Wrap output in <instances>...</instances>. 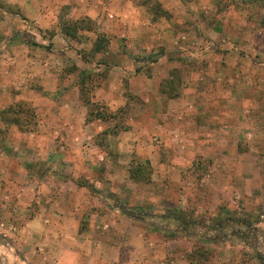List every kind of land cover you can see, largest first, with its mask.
<instances>
[{
  "label": "rangeland",
  "instance_id": "rangeland-1",
  "mask_svg": "<svg viewBox=\"0 0 264 264\" xmlns=\"http://www.w3.org/2000/svg\"><path fill=\"white\" fill-rule=\"evenodd\" d=\"M78 1L82 2L48 0V3H37L39 7L48 8V28H41L30 19L27 21L33 30L19 34L21 29H28L26 22L18 21V17L12 18V15L19 14V7L16 3L1 0L0 31L2 28L7 31V36L12 37L9 33L13 29L18 40H29L28 44L38 57L47 52L48 59L60 58L65 69L74 67L68 64V60L74 58L95 64L114 63L125 57L157 62L156 74L159 76L164 68L167 73L159 76L152 93L155 95L150 101L159 102L161 111L168 103L173 107H184L177 114H155L156 118H153L165 123L163 128L151 131L149 128L153 126L148 125L147 115L138 114L140 105L148 102L138 94L124 91L125 103L114 109L104 101L91 105L90 115L96 111L108 125L105 132L97 133L96 140L106 143L109 160H118L120 173L128 175L127 180L119 177L116 183L119 187L131 188L134 193L129 204L109 192H104L105 196L130 214L134 221L142 222L140 230L144 236L152 237L150 241L157 237L160 244L150 245L151 249L155 246L165 254V249L172 250V258L191 261L192 264H264V141L260 138L264 137V9L258 4L234 0H97L96 3L102 6L99 9L104 20L123 16L128 21L132 19L133 23L136 21L133 25L122 20L115 22L111 31L120 34L119 42L115 43L109 29L108 32L101 30L107 23L100 24L89 17L90 20H86L84 17L87 16L72 14L71 8L79 7ZM110 12L113 16L108 15ZM62 22L68 23L71 30L76 29L74 36L63 34ZM91 22L94 31L78 28V23L86 25ZM98 33L107 38L106 49L93 53L92 42ZM121 33H131L129 41L127 35L121 36ZM131 40L134 48H128ZM138 41L143 45L139 46ZM163 59L167 60V65L160 63ZM139 65L131 66L136 73L146 63ZM98 68L94 72L89 69L82 72L87 92L108 74L106 65ZM88 95L83 94L84 100ZM14 105L23 111L19 118L25 126L20 130L37 132L41 116L35 107L26 100L16 101ZM0 124H4L1 117ZM10 125L4 124L5 128ZM144 126L148 130L144 128L141 132ZM2 129L0 126V135ZM123 131L131 133L125 139L129 143L128 150L118 143L124 138L117 140V134ZM140 133L152 140V152H157L163 166L150 162ZM183 137L188 148L178 144V138ZM220 141L222 144H217ZM210 143L215 144L206 146ZM5 150L9 154L13 151ZM219 161L225 180L212 183L210 177L216 173ZM137 163L146 169L141 179L134 181L129 177V169ZM11 164L17 169L16 163ZM171 165L180 170L181 179L172 177ZM44 166H40L41 171ZM47 170L48 167L45 172ZM161 172L167 176L161 188L170 199L180 191L199 190L205 195L203 199L194 200L195 203L191 199L189 204L185 203L186 209L181 210L179 220L157 219V216L165 218L170 213L165 210L155 213L138 196L143 190L159 185L156 177ZM4 181L8 202L0 197V264L93 263L86 262L82 255L77 258L76 253L65 259L52 257L48 252V239H40L36 233L30 237L18 226L4 224L6 207L14 213V221L18 223H22L24 215L32 213L30 210L24 214L19 206H14L19 183L11 179ZM216 186L226 190L221 198L210 196L211 189ZM3 201L5 208L1 206ZM33 201L37 203V200ZM35 202L32 203L36 205ZM84 229L86 227L80 225L78 232Z\"/></svg>",
  "mask_w": 264,
  "mask_h": 264
},
{
  "label": "crops",
  "instance_id": "crops-1",
  "mask_svg": "<svg viewBox=\"0 0 264 264\" xmlns=\"http://www.w3.org/2000/svg\"><path fill=\"white\" fill-rule=\"evenodd\" d=\"M2 1L8 4L16 3L19 7V14L12 15V18L18 17V21L26 22L28 27V29H21L19 34L33 30L27 21L30 19L39 24V27L48 28V15H46L48 8L37 5L42 1L48 3V0ZM81 1L77 2L79 7L71 8L72 14L87 16L100 24L107 23L105 29L102 25L101 30L109 31L115 43L119 42L120 36L111 31L114 30L115 22L122 20L129 22L130 25L136 23V21L133 23L132 19L128 21L123 16L121 19L109 17L104 20L99 9L102 6L96 3L97 0ZM71 2L72 0H67V3ZM101 5L104 6V4ZM1 12L6 13L3 10ZM108 15L113 16V13L110 12ZM7 34V31L1 28L0 109L16 101L26 100L35 107L36 112L42 118L38 120L39 130L35 133L22 131L13 123L6 128L4 124H0L3 128V134L0 135V197L7 201V191L2 181L11 179L19 183L16 193L18 200L16 199L14 206H19L22 210L20 212L32 211L31 214L24 215L22 223H18L14 221V213L3 204L5 203L3 201L1 206L7 208L4 214L6 220L3 223L18 226L30 237L36 233L40 239H48V252L57 259L60 257L65 259L76 253L77 258L81 255L85 256V261H93L92 264H191L186 260L172 258L170 256L172 250L165 249L169 251L166 254L164 250L159 251L155 247L160 244L157 237L150 241L152 237L150 236L149 240L150 237L144 236L140 230L142 222L134 221L131 216L122 213L109 197L105 196L104 192H109L122 199L125 204H129L133 201L134 193L131 188L127 189V187L117 185L119 177L125 180L128 175L120 173L121 165L116 163L118 160H109L108 152L105 150L106 143L96 140L97 133L101 130L105 131L108 125L97 115L96 111L95 114L90 115L91 105L93 106L96 102L104 101L112 109L124 104V91H127L138 94L144 102H148L147 105H140V113H138L147 115L148 125L154 127L148 128L151 131L163 128L165 121H157L155 114H177L184 108L183 106L173 107L168 103L161 111L162 106L158 104L159 102L150 101L155 95L152 93H154L156 83L160 80L159 76H165L167 68L160 70L158 76L156 73L159 63H148L144 59L135 61L125 57L118 62L115 60L114 63L108 62L107 64H95L74 58L72 61L68 60V64L74 67L65 69L60 63V58L48 59L47 52L38 57L37 52L28 44L29 40H18L19 36L14 35L13 29L9 33L12 37ZM123 34L127 35L129 41V36L132 34L121 33V36ZM60 37L65 40L63 35ZM132 42L134 41L131 40L128 48L135 47ZM33 45L35 46V43ZM142 45L139 42V46ZM161 62L167 65L166 59ZM138 63L139 66L144 63L146 65L136 73L131 66ZM100 65L108 67V74L102 82L97 83L92 90L87 92L85 82L81 81V74L83 70L89 69L92 72L99 70ZM92 66L95 69H92ZM85 93L89 94L87 100L83 98ZM88 115H90L89 118ZM142 128L141 132H144L145 126ZM130 134V131L117 134V140L124 138L118 143L126 150H128L129 143L125 139L129 138ZM140 134L142 145L150 162L158 167L163 166L157 152H152V140L144 133ZM260 138L264 141V137L260 136ZM178 139L180 141L178 144L182 143L188 148L185 137ZM213 144L215 143L206 144V146ZM217 144H222V141ZM5 148L13 151L9 154ZM221 153L220 156L223 155ZM149 154H152V157ZM12 162L17 164V169L11 166ZM42 164L46 168L44 166L41 171ZM99 166H104V168L101 169ZM47 167L48 170L45 172ZM169 167L174 171L172 177L177 176L181 179L180 170L175 165ZM224 175L223 166L219 161L216 173L211 174V182H224ZM165 177H167L166 173L161 172L156 177L159 185L157 183L156 187L147 188L140 194L138 193L140 200H144L143 203L154 209L155 213L163 210L164 212L183 210L186 209L184 204H189L190 199L195 203L194 200L205 197L204 193L199 190L182 191V193L179 190L180 192L174 193L173 199H170L169 195H164L161 188ZM222 186L211 189V198H221L226 193ZM34 199L37 203L33 201ZM7 204L9 206V203ZM157 219L166 220L168 218L160 215ZM80 225L86 229L79 233ZM154 229L159 231L158 228ZM74 243L77 245L74 246ZM150 245L155 246L151 249ZM62 253L65 254L61 255Z\"/></svg>",
  "mask_w": 264,
  "mask_h": 264
},
{
  "label": "trees",
  "instance_id": "trees-1",
  "mask_svg": "<svg viewBox=\"0 0 264 264\" xmlns=\"http://www.w3.org/2000/svg\"><path fill=\"white\" fill-rule=\"evenodd\" d=\"M229 1H232V0H229ZM234 1L235 2H242V3H246V4H258L261 8L264 9V0H234ZM84 18L86 20H90L88 17H84ZM82 22H84V20ZM77 25H79L78 28H85L87 31H94L95 30L93 23L92 24H86V25L78 23ZM61 27H62L63 34H65V35L69 34V35H72V36L75 35L74 34V31L76 29L74 30L72 28V30H71L69 28L68 23L62 22ZM106 40H107V38L104 35H101L100 33L96 34V37H95L94 41L92 42V47H91L92 48V52L93 53H95V52H101L104 49H106V45H104V44H106ZM83 75H84V73L81 74V76H82L81 77V81H84ZM13 104L14 103L9 104L8 106L0 109L1 121H2V123L6 124V125L12 124V123L13 124H16L19 127V129H21V127L25 126V122L24 121H21L20 118H19V114L23 113V111L20 110L19 108L16 109L17 108V105L16 106L15 105L13 106ZM146 164H147V162H146ZM145 169L146 168L143 167L141 165V163H137L136 166H131L130 167V169H129V177L132 180H134V181H139L141 179V176L144 175ZM117 208H119V210L122 213H126L127 214V212L123 211V209L121 207L117 206ZM181 212H182L181 210L177 211V209L175 211L174 210H171L169 212L170 215L167 214L166 215L167 217H165V218L173 219V221L179 220L178 216L180 217V213ZM128 215L130 216V214H128ZM189 262L192 264L191 261H189Z\"/></svg>",
  "mask_w": 264,
  "mask_h": 264
}]
</instances>
